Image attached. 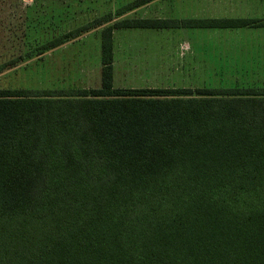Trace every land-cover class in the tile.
<instances>
[{
  "label": "trees",
  "instance_id": "obj_1",
  "mask_svg": "<svg viewBox=\"0 0 264 264\" xmlns=\"http://www.w3.org/2000/svg\"><path fill=\"white\" fill-rule=\"evenodd\" d=\"M175 28L264 20L123 19L99 88L0 90V264H264V87H114L115 30Z\"/></svg>",
  "mask_w": 264,
  "mask_h": 264
},
{
  "label": "rangeland",
  "instance_id": "obj_2",
  "mask_svg": "<svg viewBox=\"0 0 264 264\" xmlns=\"http://www.w3.org/2000/svg\"><path fill=\"white\" fill-rule=\"evenodd\" d=\"M132 1H0V90L99 88L101 30L123 19H209L244 14L238 11L241 9L225 12L215 0H207L210 3L203 6L196 5V0H174L173 4L171 0H152L121 16L116 14ZM109 14L111 22L56 49H42L48 41ZM262 29L115 30L114 87H264V50L256 51L255 58L245 50L251 38L263 37ZM219 45L227 57L220 58ZM172 54L174 69L170 67ZM183 59L187 63L177 64ZM221 62L227 65L220 67Z\"/></svg>",
  "mask_w": 264,
  "mask_h": 264
},
{
  "label": "crops",
  "instance_id": "obj_3",
  "mask_svg": "<svg viewBox=\"0 0 264 264\" xmlns=\"http://www.w3.org/2000/svg\"><path fill=\"white\" fill-rule=\"evenodd\" d=\"M11 1H23V0H11ZM179 1H181V0H179ZM182 1H184V0H182ZM188 1L185 0V3L188 2ZM171 2H172V4L175 3L174 0H171ZM196 2L198 4H200V5H202V6L204 4L206 5L207 3H210V2H207V0H196L194 3H196ZM215 2H216V6L220 7L225 12L232 13L234 11H237V9H241V10H238V11H242V12H244V14L243 15H237V16L236 15L235 16L231 15V17L222 16L221 18L220 17H207L209 19H238V18H244V19H260V20H264V0H215ZM197 3H196V5H197ZM200 18H202V17H197L196 19H200ZM183 19H187V18H179L177 20H183ZM181 30H187V29L186 28H181ZM218 30H223V29H218ZM261 32H262L261 35H263V37L261 39L256 41L255 38H251L250 39V43L245 46L246 47L245 50L248 51V52L250 51V55L252 56V58H255V55H256L255 52L258 51L260 48H262L264 50V28L262 29ZM258 44H260L261 46H259ZM221 45L223 46V41L221 42ZM217 49L220 50V58L227 57L226 55L223 54V48L220 47V45L218 46ZM232 50H235L234 47L232 48ZM236 51H238V50H236ZM197 56H198V58H200V55H197ZM171 57H172V59H170V65L171 66L170 65L169 66L173 67L172 69H174L175 57H173V54L170 56V58ZM178 63L183 64V63H187V62H185L184 59H183L182 61L178 60L177 64ZM224 63L227 65L226 62H221L220 67H223ZM189 64H191V63H189ZM218 65H219V63H218ZM189 66H191V65H189ZM200 66H201V64H200Z\"/></svg>",
  "mask_w": 264,
  "mask_h": 264
}]
</instances>
